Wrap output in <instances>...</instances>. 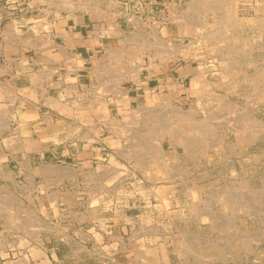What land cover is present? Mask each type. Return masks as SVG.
Masks as SVG:
<instances>
[{
	"label": "rangeland",
	"instance_id": "rangeland-1",
	"mask_svg": "<svg viewBox=\"0 0 264 264\" xmlns=\"http://www.w3.org/2000/svg\"><path fill=\"white\" fill-rule=\"evenodd\" d=\"M103 1L32 0V6L59 16L78 9L94 11ZM223 1L226 2L170 0L171 6L163 5L166 20H177L185 25L188 35L183 39H168L163 27L165 20L157 19L137 28L131 25L129 33L113 40L115 45L123 47L116 58L122 59L120 68L126 69L112 67L111 70H115L109 73L113 74V87L123 75L138 79L144 67L158 68L174 55L180 61L192 63L194 73L184 86L167 84L157 93L148 94V101L140 110L132 109L125 95L107 103L98 96V106L104 102L106 109H113L112 126L117 135L114 151L119 157L97 168L87 179L94 185L93 189L88 195L82 190V195L97 209L98 218L102 207L117 209L127 217L130 226L123 230L113 226L93 228L96 258L86 264H102L100 257L111 256L114 262L122 253L129 255V260H125L127 264H264V130L257 132L258 124H264V0ZM175 13L180 14V18ZM181 19L185 20L180 22ZM224 39L228 44H224ZM158 41L163 44L159 48ZM168 43L174 49L170 56L164 45ZM139 53L144 58L139 57ZM230 66L235 68L232 70ZM178 109L186 114L192 111L195 118L188 124L190 130L183 133L178 128L181 124ZM248 110L253 111L254 120L245 121ZM230 127L245 130L244 137L249 134L254 137L249 143H240ZM175 133H181L182 143L174 138ZM201 133L204 135L200 136ZM149 151H163V156L160 154V160L155 162ZM71 193L73 195V191ZM53 198L50 195L41 198L37 194L33 205L46 206L50 200L52 204L56 202ZM67 202L73 205L76 200L71 198ZM108 217L122 221L120 216ZM17 230L40 240L50 234H72L76 229L48 223ZM50 248H59L62 253L70 251L68 246L57 244ZM64 264L76 262L67 260Z\"/></svg>",
	"mask_w": 264,
	"mask_h": 264
},
{
	"label": "crops",
	"instance_id": "crops-1",
	"mask_svg": "<svg viewBox=\"0 0 264 264\" xmlns=\"http://www.w3.org/2000/svg\"><path fill=\"white\" fill-rule=\"evenodd\" d=\"M171 4L104 0L94 11L54 16L34 9L32 0H0V264H86L96 258L93 228L130 226L117 209L102 207L98 218L82 190L88 195L94 185L87 179L119 157L114 112L105 103L126 95L132 109H143L148 94L167 84L184 86L194 73L192 63L174 55L158 68L147 65L138 79L120 78L115 87L108 74L123 66L115 57L123 47L113 40L129 33L131 25L163 19L168 39L188 35L183 23L166 20L162 6ZM98 96L105 102L99 106ZM37 194H53L58 203L35 206ZM71 198L73 205L66 201ZM48 223L76 230L40 240L17 230ZM53 244L70 251L50 248ZM118 256L114 262L112 256L100 257L101 263L127 264L128 254Z\"/></svg>",
	"mask_w": 264,
	"mask_h": 264
},
{
	"label": "bare ground",
	"instance_id": "bare-ground-1",
	"mask_svg": "<svg viewBox=\"0 0 264 264\" xmlns=\"http://www.w3.org/2000/svg\"><path fill=\"white\" fill-rule=\"evenodd\" d=\"M90 1H92V0H89V2H90ZM213 1H214V0H213ZM227 1H228V0H226V2H224V1H223V2H224V3H227ZM75 2H76V1H75ZM96 3H97V2H96ZM96 3H95V4H96ZM99 4H100V3H99ZM190 4H191V3H190ZM203 4H204V3H203ZM191 5H193V4H191ZM215 5H216V4H215ZM85 6H86V5H85ZM94 6H95V5H94ZM94 6H93V7H94ZM96 6H97V5H96ZM198 6H199V4H198ZM210 6H211V5H210ZM210 6H209V7H210ZM91 7H92V6H91ZM98 7H99V6H98ZM98 7H97V8H98ZM188 7H189V6H188ZM201 7H202V6H201ZM205 7H206V5H205ZM215 7H216V6H215ZM218 7H219V6H218ZM218 7H217V8H218ZM220 7H221V6H220ZM220 7H219V8H220ZM94 8H95V10H97L96 7H94ZM192 8H193V7H192ZM207 8H208V7H207ZM210 8H212V6H211ZM210 8H209V9H210ZM217 8H216V9H217ZM190 9H191V8H190ZM205 10H206V9H205ZM217 10H219V9H217ZM217 10H216V11H217ZM224 10H225V9H224ZM238 10H239V9H238ZM184 11H185V10H184ZM186 11H187V10H186ZM193 11H194V9H193ZM206 11H207V10H206ZM233 11H234V10H233ZM188 12H189V11H188ZM217 12H218V11H217ZM219 13H220V12H219ZM236 13H237V11H236ZM175 14H176V13H175ZM187 14H188V13H187ZM187 14H186V15H187ZM181 15H182V14H181ZM188 15H189V14H188ZM188 15H187V16H188ZM237 15H238V14H237ZM237 15H236V16H237ZM176 16H177V14H176ZM176 16H175V17H176ZM178 16H179V18H180V14H179ZM178 16H177V17H178ZM197 16H198V15H197ZM199 16H200V15H199ZM199 16L196 17V18H199ZM205 16H206V15H205ZM173 17H174V16H173ZM175 17H174V18H175ZM177 17L175 18V20L177 19ZM185 17H186V16H185ZM132 18H133V17H132ZM174 18H173V19H174ZM186 19H188V17H187ZM193 19H194V18H193ZM193 19H192V20H193ZM199 19H200V18H199ZM183 20H185V19H183ZM183 20L181 19L180 22H182ZM152 21H153V19H152ZM176 21H177V20H176ZM187 21H188V20H187ZM177 22H179V21H177ZM196 22H197V21H196ZM201 22H202V20H201ZM203 22H205V21H203ZM203 22H202V23H203ZM213 22H214V21H213ZM213 22H212V23H213ZM237 22H238V21H237ZM239 22H240V21H239ZM198 23H199V22H198ZM223 23H224V22H223ZM244 23H245V22H244ZM159 24H160V23H159ZM177 24H178V23H177ZM195 24H196V23H195ZM231 24H232V23H231ZM233 24H235V23H233ZM233 24H232V26H233ZM180 25H181V24H180ZM200 25H201V24H200ZM207 25H208V24H207ZM227 26H228V25H227ZM235 26H236V25H235ZM245 26H246V25H245ZM195 27H198V26H195ZM221 27H222V26H221ZM229 27H231V25H229ZM239 27H241V26H239ZM235 28H236V27H235ZM235 28H234V29H235ZM156 29H157V28H156ZM178 29H179V28H178ZM218 29H219V27H218ZM199 30H200V29H199ZM205 30H207V28H206ZM212 30H213V29H212ZM212 30H210V31H212ZM221 30H222V29H221ZM153 31H154V30H153ZM194 31H195V30H194ZM194 31H193V32H194ZM202 32H203V31H202ZM215 32H216V30H215ZM218 32H219V31H218ZM233 32H234V31H233ZM207 33H208V32H207ZM213 33H214V31H213ZM213 33H212V34H213ZM229 33H230V32H229ZM231 33H232V32H231ZM187 34H188V33H187ZM209 34L211 35V33H209ZM219 34H221V33H219ZM219 34H218V35H219ZM239 34H240V33H239ZM229 35H230V34H229ZM235 35H236V34H235ZM227 36H228V35H227ZM236 37H237V36H236ZM224 38H225V37H224ZM128 39H130V37H129ZM218 39H219V38H218ZM228 39H229V38H228ZM233 39H234V38H233ZM233 39H232V40H233ZM134 40H135V39H134ZM224 40H225V39H224ZM240 40H241V39H240ZM209 41H210V40H209ZM225 41H226V40H225ZM228 41L230 42L231 39H229ZM228 41H226V43H224V44H228ZM132 42H133V39H132ZM134 42H135V41H134ZM134 42H133V43H134ZM144 42H145V41H144ZM144 42H141V43H144ZM217 42H218V41H217ZM233 42H236V41L234 40ZM241 42H242V41H241ZM145 43H146V42H145ZM155 43H156V42H155ZM158 43H159V44H158ZM166 43H167V42H166ZM222 43H223V42H222ZM28 44H29V43H28ZM157 44H158V48H159V45H161V46L163 45L160 41H158ZM172 44H173V43H172ZM172 44H171V45H172ZM138 45H140V43H138ZM164 45H166V48H165V46H164V48L168 51V53H169L168 55L170 56V55L172 54V52L174 51V49H173L172 47H170V44H169V43H168V44H164ZM219 45H220V44H219ZM221 45H222V44H221ZM234 45H236V43H235ZM241 45H242V44H241ZM241 45H240V46H241ZM173 46H174V45H173ZM185 46H186V45H185ZM223 46H224V45H223ZM223 46H222V47H223ZM229 46H231V44H229L228 47H229ZM183 47H184V46H183ZM216 47H217V46H216ZM226 47H227V45H226ZM228 47H227V48H228ZM242 47H243V46H242ZM242 47H241V48H242ZM140 48H141V47H140ZM142 48H143V47H142ZM144 48H145V47H144ZM229 48H230V47H229ZM237 48H238V50H239V47H237ZM146 49H147V48H146ZM217 49H219V48H217ZM231 49H232V46H231ZM235 49H236V48H235ZM242 49H243V48H242ZM242 49H241V50H242ZM177 50H178V49H177ZM225 50H226V48H225ZM227 50H229V49H227ZM227 50H226V51H227ZM232 50H234V49H232ZM232 50H231V51H232ZM142 51H145V50H142ZM223 51H224V50H223ZM231 51H230V54H231ZM157 52H158V51H157ZM218 52H219V51H218ZM242 52H243V51H242ZM246 52H249V51H246ZM110 53H111V52H110ZM141 53H142V52H141ZM141 53H139V57L144 58V55L140 56ZM155 53H156V52H155ZM220 53H221V51H220ZM235 53H236V52H235ZM240 53H241V52H240ZM156 54H157V53H156ZM166 54H167V52H166ZM166 54H165V56H166ZM230 54H229V55H230ZM157 55H158V54H157ZM232 55L234 56V54H232ZM239 55H240V54H239ZM117 56H118V54H117ZM119 56H120V55H119ZM155 56H156V55H155ZM160 56H161V55H160ZM221 56H222V55H221ZM223 56H224V55H223ZM230 56H231V55H230ZM242 56H243V55H242ZM250 56H251V55H250ZM113 57H114V56H113ZM115 57H116V54H115ZM120 57H121V56H120ZM125 57H126V56H125ZM161 57H162V56H161ZM244 57H245V56H244ZM121 58H122V57H121ZM123 58H124V56H123ZM119 59H120V58H119ZM131 59H132V58H131ZM131 59H130V60H131ZM167 59H168V57H167ZM172 59H173V58H172ZM244 59H245V58H244ZM151 60H152V59H151ZM159 60H160V59H159ZM227 60H229V59L227 58ZM232 60H233V58L230 60V62H232ZM238 60H239V58H238ZM247 60H248V59H247ZM133 61H134V60H133ZM133 61H131V62H133ZM235 61H236V60H235ZM248 61H249V60H248ZM263 61H264V59H263ZM230 62H228V63H230ZM109 63H110V62H109ZM151 63H152V62H151ZM164 63H165V62H164ZM166 63H167V62H166ZM255 63H256V62H255ZM114 64H115V63H114ZM153 64L155 65V64H157V63L153 62ZM232 64H235V62L232 63ZM248 64H250V63H248ZM136 65H137V64H136ZM154 65H153V66H154ZM225 65H228V64H227V61H226V64H225ZM236 65H237V64H236ZM133 66H134V65H133ZM238 66H239V65H238ZM110 67H111V66H110ZM227 67H229V66H226V68H227ZM230 67H231L230 69H232V70H233V67L235 68V66H233V67L230 66ZM136 68H139V67H136ZM239 68H240V67H239ZM263 68H264V67H263ZM106 69H108V68H106ZM109 69H110V68H109ZM111 69H113V68L111 67ZM111 69H110V70H111ZM119 69L124 70L125 68H124V69L119 68ZM132 69H133V68H131L130 71H131ZM248 69H249V68H248ZM110 70H109V71H110ZM114 70H115V69H114ZM114 70H113V71H114ZM125 70H126V69H125ZM127 70H128V69H127ZM134 70H135V69H134ZM237 70H238V69H237ZM240 70H241V69H240ZM113 71L111 70V72H113ZM117 71H118V70H117ZM117 71H116V72H117ZM130 71H129V72H130ZM135 71H137V70H135ZM138 71H139V69H138ZM138 71H137V72H138ZM258 71H259V69H258ZM103 72H104V71H102V73H103ZM119 72H121V71H119ZM123 72H124V71H123ZM131 72L133 73L134 71H131ZM131 72H130L129 74H132ZM235 72H236V71H235ZM245 72H246V71H245ZM99 73H100V72H99ZM104 73H105V72H104ZM104 73H103V75H104ZM106 73H107V72H106ZM106 73H105V74H106ZM127 73H128V72H127ZM262 73H263V72H262ZM108 74H110V73L108 72ZM114 74H115V73H114ZM116 74H117V73H116ZM120 74H121V73H120ZM120 74H119V75H120ZM129 74H128V75H129ZM135 74H136V73H135ZM226 74H227V72H226ZM228 74H229V73H228ZM259 74H260V73H259ZM111 75H113V74L111 73ZM117 75H118V74H117ZM126 75H127V74H126ZM109 76H110V75H109ZM109 76H108V77H109ZM121 76H122V75H121ZM123 76H124V75H123ZM123 76H122V77H123ZM131 76H132V75H131ZM202 76H203V75H202ZM256 76H257V75H256ZM256 76H255V77H256ZM106 77H107V76H106ZM110 77H111V76H110ZM110 77H109V78H110ZM104 78H105V77H104ZM252 78H253V77H252ZM261 78H262V77H261ZM101 79H102V78H101ZM132 79H133V77H132ZM250 79H251V78H250ZM253 79H254V81H255L256 78H253ZM119 80H120V79H119ZM133 80H134V79H133ZM248 80H249V79L244 80V81L246 82V81H248ZM259 80H261V79H259ZM107 81H108V80H107ZM107 81H105V82H107ZM117 81H118V80H117ZM120 81H121V80H120ZM139 81H140V80H139ZM232 81L234 82V80H232ZM254 81H249V82L251 83V82H254ZM105 82H104V85L106 84ZM108 82H109V81H108ZM194 82H195V81H194ZM255 82L257 83V81H255ZM255 82H254V83H255ZM259 82H260V81H259ZM196 83H197V80H196ZM236 83H238V82H236ZM110 84H111V83H107V85H110ZM193 84L195 85V83H193ZM198 84H200V80H199V79H198ZM239 84H240V83H239ZM239 84H238V85H239ZM208 85H209V84H208ZM210 85H211V84H210ZM236 85H237V84H236ZM238 85H237V86H238ZM110 86H111V85H110ZM228 86H229V85H228ZM234 86H235V85H234ZM237 86H235V87H237ZM167 87H168V86H167ZM239 87H240V86H239ZM103 88H104V86H103ZM105 88H107V86H106ZM105 88H104V89H105ZM110 88H113V87H110ZM237 88H238V87H237ZM254 88H255V87H254ZM254 88H253V89H254ZM232 89H233V88H232ZM105 90H109V89H105ZM111 90H112V89H110L109 92H111ZM228 90H229V88H228ZM254 90H255V89H254ZM236 91H237V90H236ZM259 91H260V89H259ZM102 92H106V91H103V90H102ZM263 92H264V91L262 90V93H263ZM254 95H255V94H254ZM124 97H126V95H125ZM209 100H211V99H209ZM209 100H208V101H209ZM205 102H206V101H205ZM210 102H211V101H210ZM219 102H221V101H219ZM222 102H223V101H222ZM222 102H221V103H222ZM99 103H100V102H99ZM127 103H128V101H127ZM207 103H209V102H207ZM223 103H224V102H223ZM226 103H228V102H226ZM64 104H65V103H64ZM224 104H225V103H224ZM252 104H253V101H252ZM103 106H104V105H103ZM163 106H164V105H163ZM260 106H261V105H260ZM253 107H254V106H253ZM98 108H99V107H98ZM161 108H162V107H161ZM163 108H164V107H163ZM163 108H162V109H163ZM167 108H168V107H167ZM178 108H180V107H178ZM199 108H200V107H199ZM248 108L250 109L249 106H248ZM162 109H161V110H162ZM165 109H166V108H165ZM165 109H163L164 112L166 111ZM170 109H171V108H170ZM176 109H177V108H176ZM176 109H175V110H176ZM180 109H181V108H180ZM180 109L177 110V113H178L177 117H178V118L180 119V121H181V124H180V126L178 125V126H179L178 128H179V130L181 131V133H183V132L186 131V130H190V126H189L188 124H190L192 121H194L195 118H194V116H193V114H192V111L189 112V114H186V113H183V112L181 111L182 109H181V110H180ZM171 110H172V109H171ZM189 110H190V109H189ZM192 110H193V109H192ZM250 110H251V109H250ZM250 110H248V111L245 113L246 116L248 117V118L245 119V121H247V119L254 120V116H255V115L253 114V111H250ZM254 110H255V109H254ZM135 111H136V110H135ZM137 111H139V110H137ZM137 111H136V112H137ZM159 111H160V110H159ZM167 111H168V110H167ZM249 111L252 112L251 115H250ZM143 112H144V111H143ZM173 112H174V111H172V113H171V112H170V113L173 114ZM175 112H176V111H175ZM157 113H159V112H157ZM177 113H176V114H177ZM163 114H164V113H163ZM194 114H195V113H194ZM245 114H243L244 117H245ZM168 115H169V114H168ZM145 116H146V115H145ZM171 116H174V115H171ZM167 117H169V116H167ZM174 117H175V116H174ZM171 118H172V117H171ZM242 118H243V116H242ZM168 119H170V118H168ZM176 119H177V118H176ZM179 119H178V120H179ZM1 120H2V119H1ZM131 120H132V119H131ZM171 120H172V119H171ZM255 120H256V119H255ZM259 120H260V119H259ZM236 121H237V120H236ZM236 121H235V122H236ZM240 121H241V120H240ZM243 122H244V120H243ZM179 123H180V122H179ZM258 126H259V130H258L257 132H262V131L264 130V124L261 123V124H258ZM238 127H239V126H238ZM243 127H245V126H243ZM230 128H231V127H230ZM239 128H240V127H239ZM120 129H122V128H120ZM208 129H209V128H208ZM210 129L213 130V128H210ZM210 129H209V130H210ZM231 129H232L231 131H233V133L235 134V136H237V141L240 142V143H249L250 140H251L250 138H253V137H254L253 134H249L248 137H244V136H245V130L237 129V127H236V128H235V127H232ZM251 129H252V127H251ZM255 129H256V128H255ZM177 130H178V129H177ZM191 130H193V129H191ZM205 130H206V129H205ZM205 130H204V131H205ZM133 131H135V130H133ZM204 131H201V132H204ZM152 132H153V131H152ZM176 132H177V131H176ZM193 132H194V131H193ZM205 132H206V131H205ZM210 132H211V131H210ZM214 132H215V134H216V131H214ZM153 133H154V132H153ZM181 133H179L178 135L175 133L176 135H174V138L177 139L178 142L181 141V143H182V136H181ZM186 133H187V132H186ZM211 133H213V132H211ZM154 134H155V133H154ZM190 134H191V133H190ZM201 134H202V133H201ZM208 134H209V131H208ZM254 134H255V133H254ZM139 135H140V134H139ZM187 135H188V133H187ZM187 135H186V136H187ZM203 135H204V134H202V135H200V136H203ZM210 135H211V134H210ZM151 136H152V135H151ZM200 136H199V137H200ZM206 136H207V135H206ZM147 137H149V136H147ZM188 137H190V136H188ZM195 137H197V136H195ZM208 137H209V136H208ZM261 137H262V136H261ZM154 138H155V137H153V139H154ZM206 138H207V137H206ZM241 138H246L247 141H246V142H245V141L243 142ZM196 139H197V138H196ZM200 139H201V138H200ZM202 139H203V138H202ZM208 139H209V138H208ZM248 139H249V141H248ZM149 140H150V139H149ZM151 140H152V139H151ZM192 140H193V139H192ZM192 140H190V141H192ZM198 140H199V139H198ZM203 140L206 141L207 139H203ZM184 141H185V140H184ZM199 141H200V140H199ZM183 143H184V142H183ZM187 143H188V141H187ZM196 143H198V142H196ZM239 145H240V144H239ZM215 148H216V147H215ZM152 149H154V148H152ZM157 150H158V149H157ZM150 151H151V150H150ZM150 151H149L148 153L151 154V156L154 158L155 162H156V161L158 162V161L160 160V154L162 155V154H163V151H162V153L159 152V151H158V152H157V151L154 152L155 150H154L153 152H150ZM164 154H165V153H164ZM162 156H163V155H162ZM158 157H159V158H158ZM211 157H212V156H211ZM153 158H152V159H153ZM156 159H157V160H156ZM163 160H164V157H163ZM163 160H162V161H163ZM152 164H153V163H152ZM156 164H157V163H156ZM159 165H160V164H158V166H159ZM146 166H147V165H146ZM150 167H151V166H150ZM164 167H165V166H164ZM164 167H162V168H164ZM160 169H161V168H160ZM151 170H152V169H151ZM156 170H157V169H156ZM156 170H155V171H156ZM162 170H163V169H162ZM146 171H147V170H146ZM148 171H149V170H148ZM148 171H147V172H148ZM166 172H167V171H166ZM166 172L164 171V174H166ZM153 174H154V173H153ZM161 176H162V175H161ZM154 177H155V176H154ZM162 177L164 178V175H163ZM165 177H166V176H165ZM50 195L52 196L53 194H50ZM74 195H75V194H74ZM213 198H214V197H213ZM56 199H57V198H56ZM220 199H221V198H220ZM220 199H219L218 201H220ZM222 199H223V198H222ZM224 199L226 200V198H224ZM49 200H50V199H49ZM70 200H71V199H70ZM50 201H51V200H50ZM50 201H49V203H50ZM66 201H68V200H66ZM52 202H53V201H52ZM49 203H48V204H49ZM55 203H56V202H55ZM57 203H58V202H57ZM57 203H56V204H57ZM70 203H71V202H70ZM52 204H54V202H53ZM248 207H249V206H248ZM247 209H248V208H247ZM237 210H238V209H237ZM39 250H40V249H39ZM199 259H200V258H199ZM202 259H203V258H202ZM204 259H205V258H204ZM204 259H203V260H204ZM204 261H205V260H204ZM198 262H199V261H198ZM200 263H201V262H200ZM200 263H199V264H200ZM202 263H203V262H202ZM202 263H201V264H202Z\"/></svg>",
	"mask_w": 264,
	"mask_h": 264
}]
</instances>
